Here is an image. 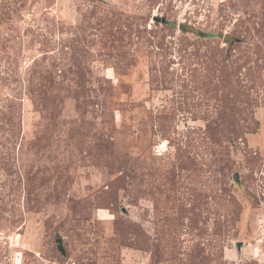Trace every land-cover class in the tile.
<instances>
[{
    "label": "rangeland",
    "instance_id": "374dc122",
    "mask_svg": "<svg viewBox=\"0 0 264 264\" xmlns=\"http://www.w3.org/2000/svg\"><path fill=\"white\" fill-rule=\"evenodd\" d=\"M0 264H264V0H0Z\"/></svg>",
    "mask_w": 264,
    "mask_h": 264
},
{
    "label": "water",
    "instance_id": "95a60500",
    "mask_svg": "<svg viewBox=\"0 0 264 264\" xmlns=\"http://www.w3.org/2000/svg\"><path fill=\"white\" fill-rule=\"evenodd\" d=\"M57 243H58V245H57V246H58L59 250H60L61 252H63V249H62V247H61V241H60V240H58V242H57Z\"/></svg>",
    "mask_w": 264,
    "mask_h": 264
}]
</instances>
